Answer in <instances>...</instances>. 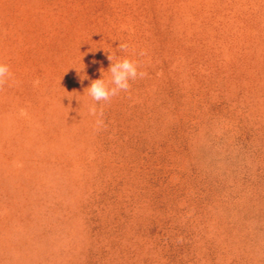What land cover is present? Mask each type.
<instances>
[{
	"label": "rangeland",
	"instance_id": "374dc122",
	"mask_svg": "<svg viewBox=\"0 0 264 264\" xmlns=\"http://www.w3.org/2000/svg\"><path fill=\"white\" fill-rule=\"evenodd\" d=\"M0 62V264H264V0H0Z\"/></svg>",
	"mask_w": 264,
	"mask_h": 264
},
{
	"label": "clouds",
	"instance_id": "9594fccd",
	"mask_svg": "<svg viewBox=\"0 0 264 264\" xmlns=\"http://www.w3.org/2000/svg\"><path fill=\"white\" fill-rule=\"evenodd\" d=\"M119 48L121 50H126L128 45L119 44ZM140 56L146 55L145 51H141L139 53ZM108 59L111 61L110 68L108 72L111 74V78L109 80L97 79L93 81L88 90V95L95 102L89 107V114L97 117L96 126L99 130L104 126V112L101 108L99 111L97 110V104L100 102L109 103L113 97H116L120 94V92H127L131 88V81H135L140 78L143 79L147 76L145 71H140V62L134 59L118 58L116 62L113 63L112 55L108 56ZM17 81L15 80L14 73L11 71L10 66L3 62H0V89L4 86L11 84H15Z\"/></svg>",
	"mask_w": 264,
	"mask_h": 264
}]
</instances>
